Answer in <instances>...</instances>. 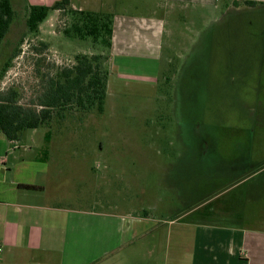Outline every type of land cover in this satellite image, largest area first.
I'll return each instance as SVG.
<instances>
[{"label":"rangeland","instance_id":"374dc122","mask_svg":"<svg viewBox=\"0 0 264 264\" xmlns=\"http://www.w3.org/2000/svg\"><path fill=\"white\" fill-rule=\"evenodd\" d=\"M234 1L205 9L202 19L194 13L190 25L181 23L185 35H166L161 60L114 62L104 46L66 38L70 18L63 12H51L30 33L28 7L16 4L0 47V92L15 89L18 102L31 106L49 77L74 65L78 54L103 55L110 76L104 113L68 109L49 128L25 131L19 146L62 149L58 158L74 173L78 206L105 208L108 189L113 207L155 203L156 217L179 214L233 182L222 173L234 165L208 161L201 150L264 165V4ZM105 166L108 178H99ZM94 175L96 203L88 198Z\"/></svg>","mask_w":264,"mask_h":264},{"label":"crops","instance_id":"0c3cea01","mask_svg":"<svg viewBox=\"0 0 264 264\" xmlns=\"http://www.w3.org/2000/svg\"><path fill=\"white\" fill-rule=\"evenodd\" d=\"M10 1L13 7H29L52 6L60 0ZM224 1L70 3L75 10L113 15L109 59L114 62L161 60L166 35H185L187 28L182 31L181 23L187 27L194 13L202 19L205 9L219 10ZM233 2L226 0L227 5ZM21 140L11 142L0 133V264H264V165L254 158L235 161L224 151L201 150L208 161L215 156L219 163L233 164V171L222 173V179L233 182L179 214L156 217L155 203L144 206L138 200L131 208L113 207L108 189L105 208L78 206L74 173L68 175L58 158L62 149L21 147ZM109 171L105 166L99 178H108ZM170 174L169 180L174 176ZM96 177L90 176L89 182L88 198L94 203ZM130 201L123 200L126 205Z\"/></svg>","mask_w":264,"mask_h":264},{"label":"trees","instance_id":"16d2710c","mask_svg":"<svg viewBox=\"0 0 264 264\" xmlns=\"http://www.w3.org/2000/svg\"><path fill=\"white\" fill-rule=\"evenodd\" d=\"M246 3L257 5L256 2ZM55 11L63 12L70 18L68 26L63 30L66 38L91 40L110 52L113 15L75 10L71 7L70 0H60L52 6H29L26 19L28 31L37 34L40 25ZM16 14L10 0H0V47ZM42 47L47 48V45L42 43ZM19 53L20 50H16L13 58ZM74 59V65L49 77L31 106L18 102V91L15 89L0 92V133L7 140H20L27 130L49 128L55 117H63L64 112L71 108L87 113H104L108 86V71L103 66L104 56L78 54ZM6 65L9 66L8 63Z\"/></svg>","mask_w":264,"mask_h":264}]
</instances>
